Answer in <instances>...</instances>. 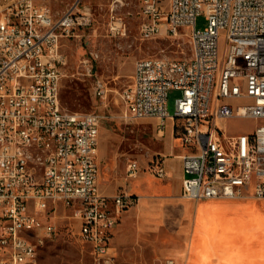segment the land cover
Listing matches in <instances>:
<instances>
[{"label": "built area", "instance_id": "obj_1", "mask_svg": "<svg viewBox=\"0 0 264 264\" xmlns=\"http://www.w3.org/2000/svg\"><path fill=\"white\" fill-rule=\"evenodd\" d=\"M85 0L53 11L35 0H0V264H41L38 249L56 227L46 216L57 204L71 209L78 237L94 256L110 263L113 230L137 197L127 187L99 189L100 111L62 107L66 56L62 38H76L92 18ZM204 13L207 25L196 29ZM140 35L186 29L191 55L138 58L120 92L122 116L153 118L162 136L168 119L188 151L181 154V195L190 200L264 198V0H140ZM122 23L112 20L110 29ZM98 53L79 64L93 76ZM107 86L92 81L102 100ZM178 90L174 111L168 93ZM232 117L259 120L252 130L230 133ZM166 175L159 157L147 164ZM142 167L126 165L127 180ZM161 264H179L171 257Z\"/></svg>", "mask_w": 264, "mask_h": 264}, {"label": "rangeland", "instance_id": "obj_2", "mask_svg": "<svg viewBox=\"0 0 264 264\" xmlns=\"http://www.w3.org/2000/svg\"><path fill=\"white\" fill-rule=\"evenodd\" d=\"M47 4L53 11L61 12L74 0H35ZM84 5L91 11V22L80 28L81 35L62 38L61 51L66 64L60 85L62 107L70 111H100L102 114L98 136L99 189L114 193L125 187L126 165L136 159L142 167L162 157L167 132L157 134L155 119H129L122 116L124 104L120 92L131 81L134 62L138 58L167 56L173 59H187L191 55L189 36L186 29L176 35L161 30L158 34L144 38L140 35V0H85ZM122 24L110 29L112 20ZM207 25L204 13L195 17L196 29ZM90 51L98 53L94 61L93 76L81 75L79 61ZM100 77L106 83L105 97H94L92 81ZM178 90L168 93L167 109L174 111V99ZM261 122L253 118L232 117L227 120L229 132L249 131ZM176 135V133L174 132ZM228 201H247L229 199ZM263 199H257L260 202ZM231 206L229 203H218ZM182 202L177 204L161 200L153 201L144 215L134 207L120 218L113 234L116 257L110 263L97 259L88 243L78 237V222L71 209L57 204L46 216L55 227V234L44 241L38 249L41 264H161L166 256H175L183 264L177 251L188 249V240L195 227V202L186 210ZM186 231V239L179 233ZM240 259V258H238Z\"/></svg>", "mask_w": 264, "mask_h": 264}, {"label": "crops", "instance_id": "obj_3", "mask_svg": "<svg viewBox=\"0 0 264 264\" xmlns=\"http://www.w3.org/2000/svg\"><path fill=\"white\" fill-rule=\"evenodd\" d=\"M164 131L167 132L168 139L165 143L166 152L160 158L163 160L166 175L162 178L157 177L147 169V165L141 166L138 176L125 183L128 191L137 197V201L123 214L134 207L142 216L155 200L174 204L182 202L189 211L191 201H194L196 221L188 240V249L181 247L177 251L179 257L183 259V264H264V198L258 202L256 201L258 198L251 197L242 198L247 201H228L223 198L195 201L182 197L180 155L188 149L181 145L174 134V121L168 119ZM221 202L229 203L231 206L218 204ZM187 234L186 231H182L179 236L184 240ZM112 240L113 236L110 251L116 257ZM167 257L181 263L175 256L165 258Z\"/></svg>", "mask_w": 264, "mask_h": 264}]
</instances>
